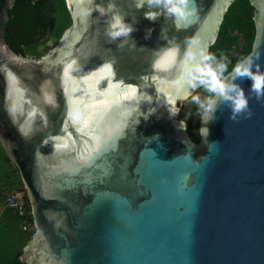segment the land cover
Segmentation results:
<instances>
[{
	"label": "water",
	"instance_id": "obj_1",
	"mask_svg": "<svg viewBox=\"0 0 264 264\" xmlns=\"http://www.w3.org/2000/svg\"><path fill=\"white\" fill-rule=\"evenodd\" d=\"M12 1L0 9V145L30 204L20 261L264 264V99L229 119L220 86L247 96L252 83L235 68L197 144L176 119L235 0H187L183 18L166 0H65L71 25L35 58L4 40ZM248 2L255 36L238 65L264 73V0ZM121 24L137 31L113 40Z\"/></svg>",
	"mask_w": 264,
	"mask_h": 264
},
{
	"label": "trees",
	"instance_id": "obj_2",
	"mask_svg": "<svg viewBox=\"0 0 264 264\" xmlns=\"http://www.w3.org/2000/svg\"><path fill=\"white\" fill-rule=\"evenodd\" d=\"M2 4L3 0H0V9ZM252 16L253 8L248 0H235L229 6L200 73L197 91L203 93L204 97L194 104L196 112L202 114L220 79L233 71L251 51L255 36ZM70 25L71 17L65 0H13L8 10L4 40L17 55L42 57L49 49L46 43L53 41L55 46ZM39 45L44 46L41 52L37 51ZM194 94L188 99H193ZM186 132L193 143L199 142L198 134H194L190 126H186ZM3 159L0 180L3 179L4 183L0 182V191L6 190V193L0 195V204L4 206L0 213V264H24L20 256L33 233L29 228L32 226L30 204L26 197L27 206L23 216H18L6 206L9 192L21 190L22 185L16 179L13 172L17 170L6 154Z\"/></svg>",
	"mask_w": 264,
	"mask_h": 264
},
{
	"label": "clouds",
	"instance_id": "obj_3",
	"mask_svg": "<svg viewBox=\"0 0 264 264\" xmlns=\"http://www.w3.org/2000/svg\"><path fill=\"white\" fill-rule=\"evenodd\" d=\"M186 3H187V0H166V4L170 5V7L168 8V12L180 18H183L186 15V12L184 8L182 7ZM145 18L150 19L147 16ZM134 31H137V28H134L131 26H125L121 24L118 30L110 32L109 35L111 36L113 40H115L121 36H130ZM150 31L151 30H149V32ZM149 38H150L149 34H146L145 39H149ZM235 73H236V78L251 80L252 83H251V87H250L248 95L246 96L243 88L239 86L231 87L227 89H225L223 86H220L219 88L220 101L219 102L224 103L231 109V115L229 119H231L232 121H237L238 118L240 117H243L245 119H250L253 113L249 107V99L251 97H255L257 101L264 99V73H260L258 65L256 66L255 73L250 68L242 67L241 65H238L236 67ZM213 104L215 105V107H212L209 109L211 111L210 119H212L217 109L218 103L213 101ZM207 134H208V131H207ZM184 142L188 145V148L190 151H195L196 146L192 142H191V146H189V144L186 142L185 139H184ZM202 143L205 144L204 139L202 140ZM213 143H218V142H213ZM177 158L178 157H175L174 159H177ZM165 162H170V161H165ZM32 226H33V223H32Z\"/></svg>",
	"mask_w": 264,
	"mask_h": 264
},
{
	"label": "rangeland",
	"instance_id": "obj_4",
	"mask_svg": "<svg viewBox=\"0 0 264 264\" xmlns=\"http://www.w3.org/2000/svg\"><path fill=\"white\" fill-rule=\"evenodd\" d=\"M53 45H54L53 41H48L46 43V46H48L49 49L44 55H46L49 52V50L52 48ZM43 48H44L43 45H39L37 47V51L41 52L43 50ZM25 58H35V57L31 56V55H27V56H25ZM193 92H195V94H194L195 97L193 99H191V100L187 99V100L179 102V107L176 111V113H177L176 119L182 121L184 123L185 127L190 126L193 133L198 134V136H199L201 113L196 112L193 108H194V104L201 102L204 95H203V93L198 92L197 88ZM4 156H5V152L3 151V149L0 145V164L2 163V160H4L3 159ZM9 166L12 169L11 165H9ZM13 173L16 175V179H19L18 173L15 171ZM1 181H2V183H4L3 179L0 180V182ZM19 181H20V179H19ZM4 193H6V190H4V192L0 191V195H3ZM3 207L4 206L0 204V213L2 212ZM29 228L32 231L34 230L33 226H30Z\"/></svg>",
	"mask_w": 264,
	"mask_h": 264
},
{
	"label": "built area",
	"instance_id": "obj_5",
	"mask_svg": "<svg viewBox=\"0 0 264 264\" xmlns=\"http://www.w3.org/2000/svg\"><path fill=\"white\" fill-rule=\"evenodd\" d=\"M6 206L13 209L18 216H23L25 214V208L27 206V199L24 191L21 190H11L6 198ZM30 227V226H29ZM25 230L26 227H23Z\"/></svg>",
	"mask_w": 264,
	"mask_h": 264
},
{
	"label": "snow or ice",
	"instance_id": "obj_6",
	"mask_svg": "<svg viewBox=\"0 0 264 264\" xmlns=\"http://www.w3.org/2000/svg\"><path fill=\"white\" fill-rule=\"evenodd\" d=\"M117 24H118V21H117ZM117 26V25H114V27Z\"/></svg>",
	"mask_w": 264,
	"mask_h": 264
}]
</instances>
